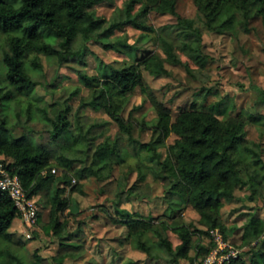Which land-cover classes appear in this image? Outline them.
I'll return each instance as SVG.
<instances>
[{"label": "trees", "instance_id": "obj_1", "mask_svg": "<svg viewBox=\"0 0 264 264\" xmlns=\"http://www.w3.org/2000/svg\"><path fill=\"white\" fill-rule=\"evenodd\" d=\"M105 1L112 0H0V156L3 157L0 161L19 177L29 198L44 199L42 206L48 209L47 221L42 222L38 208L36 225L41 226L45 235L57 239L58 254L52 260L63 264L65 258L75 255V249L81 248L71 243L73 232L68 231L69 221L62 217L71 204L64 195L65 186H70L69 191L82 193L79 186L72 185L69 174L77 180L93 177L103 181L111 174L112 164L125 161L127 155L117 137L106 136L97 142L103 136V132L97 130L108 122L89 124L85 110H102L119 132L132 138L133 125L123 119L121 112L129 97L139 90L149 99L156 115L151 140L137 142L133 149L134 155L144 152L148 162L146 166L138 165L137 180L143 182L147 173L161 180L167 206L160 218L121 208V203L139 197L137 183L127 186L123 182L115 195L116 217L112 222L123 226L124 239L149 259H164L171 264L187 259L189 264H194L208 254L213 242L210 239L205 246L194 242L193 236L217 230L227 242L230 230L221 222L220 210L225 202L236 198L240 187L245 186L250 191L246 196L248 200L264 195V162L259 146L245 139V120L241 112L230 116L229 107L222 102L209 110L194 101L173 117L154 100L142 71L152 76L167 75V63L182 64L178 53L185 54L202 68L203 32L198 23L209 31L222 33L258 17L264 27V0H192L196 7L195 18L181 17L177 13L178 0H125L109 20L96 16L93 10L95 5ZM151 12L173 16L176 23L154 30L147 23ZM125 26L139 32L135 43L129 44L125 36L110 39ZM172 28L178 30L174 38ZM90 41L100 42L107 51L130 62L120 67L99 62L94 75L78 70V80L87 90L88 98L81 97L75 111L64 100H54L32 110L30 100L40 101L35 95L36 87L56 86L57 75L44 79L40 56L47 62L55 61L58 67L81 63ZM148 41H153L165 57L153 50L137 56L140 45ZM79 91V87L75 88L69 99ZM258 92L264 103V91L259 89ZM23 101L22 109L28 119L39 114L46 125L47 144L26 134L13 135L15 125L10 124L9 119ZM221 111L224 115L219 118L217 114ZM248 119L256 124L263 120L255 115H249ZM170 137L172 141L167 143ZM161 148L166 149L164 156ZM52 167L63 173L55 176ZM188 206L199 215L204 230L179 219V211ZM248 216L240 229L239 246L230 244L242 250L237 258L225 264H264V220L253 213ZM19 217L13 200L0 190V264H26L20 254L24 244L14 241L9 232L13 220ZM193 250L194 256H190ZM244 256H248V260ZM124 264L135 263L128 260Z\"/></svg>", "mask_w": 264, "mask_h": 264}, {"label": "rangeland", "instance_id": "obj_2", "mask_svg": "<svg viewBox=\"0 0 264 264\" xmlns=\"http://www.w3.org/2000/svg\"><path fill=\"white\" fill-rule=\"evenodd\" d=\"M125 0H112L99 3L93 7L96 16L109 20L113 11L117 7H122ZM177 13L181 17L195 18L196 7L192 0H178ZM147 23L158 30L165 26H174L176 18L170 15H161L154 12L149 13ZM202 29L201 53L203 56V67H199L190 61L188 56L178 53L182 59V64H166L169 71L167 75L152 76L146 71H142V76L147 84L154 100L169 110L174 117L178 112L188 109L195 101L203 109L213 110L219 102L229 107L227 114L230 116H240L244 118L245 139L249 143L257 144L264 162V103L261 102L258 90L264 91V27L260 18L254 17L246 23L237 24L233 29L225 32L209 31L198 23ZM174 28V27H173ZM171 29V36L174 38L178 30ZM139 32L130 26L123 27L122 31L114 32L110 39L115 40L126 37L129 44L136 42ZM87 53L81 63H67L61 67L55 61L47 62L41 55L44 79L50 80L57 75L56 86L47 87L38 85L35 95L40 101L30 100L32 110L35 107H44L51 101L64 100L72 106L75 111L79 105L80 98H88V92L78 80L76 72L84 71L88 75L96 74L97 64H114L122 66L129 63L128 58L107 51L103 44L98 41H90L87 44ZM158 52L162 58L165 57L160 48L153 42L148 41L140 45L137 56L143 51ZM189 66V70L187 69ZM43 81V78H41ZM80 91L77 96L69 99L75 88ZM29 102V100H28ZM222 104V105H223ZM25 102H21L12 112L9 122L15 125L13 135L19 137L22 134L31 136L35 141L47 144L49 133L46 125L41 121L39 114L31 116L25 115L22 107ZM233 106V107H232ZM21 110V112H20ZM36 110V109H35ZM230 110V111H229ZM85 114L92 122H108L97 132H103L97 142L102 141L106 136L111 139L118 138L126 152L125 161L113 163L111 174L105 180H97L88 177L77 180L69 174L72 185L80 187L82 193L69 191L70 186H65V196L70 200L69 209L65 210L62 217L69 221L68 231L73 232L71 243L81 245L75 249L73 257H67L63 264H124L128 260L135 264H171L164 259H149L143 252L134 249L126 241L125 228L120 224L112 222L115 218V201L118 185L123 182L127 186L137 183L139 197H132V201L121 203V208L131 212H138L140 215H151L160 218L167 206L164 201V188L161 180L156 179L152 174L147 173L143 182H139L138 165H148L145 159L146 154L139 152L133 154V149L138 143H145L151 140L152 125L155 118L149 99L136 90L128 99L127 104L121 112L125 121L133 125L132 138L121 133L117 125L110 121L102 110L87 108ZM248 114V115H247ZM222 118L224 113L217 114ZM255 115L263 120L256 124L249 121L248 116ZM172 137L166 141L170 143ZM255 147V146H254ZM166 149L161 148L163 156ZM0 158H3L0 156ZM9 162V159H6ZM55 169V176H60L62 170ZM145 170V168H142ZM63 186V185H62ZM250 191L245 187H240L236 191V198L230 202H225L220 210V220L229 232L227 242L239 246L241 227L248 220V214L253 213L256 218L264 220V195L257 199L248 200L246 196ZM41 214L42 222L47 221L48 209H44V199L39 196L33 198ZM76 205H72V204ZM179 219L186 224L204 230L205 227L199 222V215L190 207H185L177 214ZM80 227V231H78ZM233 227L238 230H233ZM9 232L12 239L24 244L20 251L26 264H55L53 257L58 254L57 239L45 235L40 225L28 227L21 217L15 218L11 224ZM210 232V231H209ZM27 234L31 237L28 238ZM210 236H193L194 242L208 245ZM238 250H242L237 248ZM72 251V252H73ZM194 256V250L189 253ZM38 257V258H37ZM204 257H200L194 264H200ZM248 260V256H244ZM179 264H189L187 259H181Z\"/></svg>", "mask_w": 264, "mask_h": 264}, {"label": "built area", "instance_id": "obj_3", "mask_svg": "<svg viewBox=\"0 0 264 264\" xmlns=\"http://www.w3.org/2000/svg\"><path fill=\"white\" fill-rule=\"evenodd\" d=\"M51 171L55 172L54 169ZM0 190L8 193L17 212L28 227L36 224L38 214L36 202L27 196L19 177L12 174L7 164L2 161H0ZM27 236L28 238L31 237L30 234ZM209 236L213 242V247L200 264H225L239 256L240 250L225 242L217 230H210Z\"/></svg>", "mask_w": 264, "mask_h": 264}]
</instances>
